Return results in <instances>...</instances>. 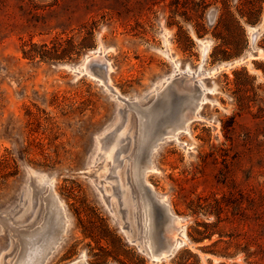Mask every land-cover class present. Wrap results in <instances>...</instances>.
Listing matches in <instances>:
<instances>
[{"label": "rangeland", "instance_id": "1", "mask_svg": "<svg viewBox=\"0 0 264 264\" xmlns=\"http://www.w3.org/2000/svg\"><path fill=\"white\" fill-rule=\"evenodd\" d=\"M204 1L206 33L199 37L191 2L184 8L178 0H0V264H22L58 227L46 180L68 223L45 264H119L116 252L103 249L174 264L173 257L155 263L146 254L170 237L200 264H264V252L225 259L209 252L224 247H211L217 235L201 243L188 236L196 221H217L199 208L206 199L247 205V196L264 193V118L254 116L264 108V3L260 22L245 24L243 54L214 60L223 1ZM226 1L235 11L238 0ZM58 41L63 46L52 52ZM236 70L252 100L241 113ZM234 115L227 132L224 122ZM144 176L180 218L182 232L158 209L144 208ZM231 211L218 229L248 230ZM257 243L264 251V236Z\"/></svg>", "mask_w": 264, "mask_h": 264}, {"label": "trees", "instance_id": "2", "mask_svg": "<svg viewBox=\"0 0 264 264\" xmlns=\"http://www.w3.org/2000/svg\"><path fill=\"white\" fill-rule=\"evenodd\" d=\"M223 1L222 11L214 25L213 36L216 40H220L219 45H215L213 48L212 57L214 60H231L233 58L240 57L248 45V36L245 24L256 25L260 22L264 0H238L235 11L232 10L226 0ZM193 3V10L196 15V34L199 37L205 36V27L201 22L202 15L205 9V1L194 2L193 0H178L177 4H181L184 8H188L189 3ZM94 23L88 28L87 32L89 38L93 34ZM264 43V39L262 40ZM63 46V42L58 41L53 47V51H58L59 47ZM264 46V44H263ZM50 49L47 50V54L50 53ZM246 74L248 72L246 70ZM264 74V69L262 70ZM236 76L233 81L237 94V103L240 113L251 108V99L249 90L246 88L245 83H242L239 79V75L242 71H234ZM259 113L254 114L255 118H264V108L259 106ZM239 115V114H238ZM236 124V116L227 118L224 122V128L227 132H232ZM247 141L251 139L250 135H246ZM200 201L202 198H199ZM247 205L242 203H235L230 201L226 197L213 198V202L205 200L206 205L199 204V208L205 211V214H214L217 217L216 222L196 221L188 228V236L196 243L204 242L205 240H213V237L217 235V239L213 241L211 247H217L223 244L224 247L221 250H210L213 255L230 259L236 257L240 252L246 254V260L257 257L260 255L261 246L257 243L258 239L264 236V193L259 196H247ZM232 207L231 214L233 217H239L241 221L245 223L248 230L243 232H223L218 229L219 223L227 221L229 218H222V214ZM200 209H193L192 214H197ZM253 226L257 227L253 230ZM107 240V237H104ZM110 244V243H109ZM252 244H256L260 247L261 251H251ZM109 248V247H108ZM107 253H115L116 259L119 264H148L146 258L141 257L136 252H127L123 249L107 250L103 249ZM203 250H208L204 248ZM174 264H200V258L192 251L180 250L172 258ZM224 264V263H221Z\"/></svg>", "mask_w": 264, "mask_h": 264}, {"label": "bare ground", "instance_id": "3", "mask_svg": "<svg viewBox=\"0 0 264 264\" xmlns=\"http://www.w3.org/2000/svg\"><path fill=\"white\" fill-rule=\"evenodd\" d=\"M259 37V35L257 34V33H253V35H252V39L254 40V38L255 39H257ZM209 43V42H208ZM205 46V45H204ZM209 48H210V45H208V47H207V49H206V51L208 52L209 51ZM204 51V50H203ZM264 52V51H263ZM207 54V53H206ZM102 56V55H101ZM99 57H100V55H99ZM103 57V56H102ZM104 60V59H103ZM238 63V62H237ZM90 65V64H89ZM89 65H88V68H89ZM100 65V64H99ZM102 65H104V64H102ZM106 65V64H105ZM85 66H87V65H85ZM93 66V65H92ZM91 67V66H90ZM106 67V66H105ZM111 67V66H110ZM109 67V68H110ZM97 68V67H96ZM107 68V67H106ZM112 68V67H111ZM110 68V69H111ZM88 70V69H87ZM90 70V69H89ZM98 70V69H97ZM103 70H104V68H103ZM99 71V70H98ZM105 72H106V70H104ZM99 72H101V71H99ZM103 72V71H102ZM107 73H108V71H107ZM202 74V73H201ZM200 74V75H201ZM109 75V74H108ZM180 75H183V74H180ZM179 75V76H180ZM188 75V74H187ZM189 77V76H188ZM190 77H192V75L190 76ZM199 77V76H198ZM109 78V77H108ZM187 78V77H186ZM172 79V78H171ZM177 79H179V78H177ZM182 79V78H181ZM195 79H196V76H195ZM102 80V79H101ZM110 80V79H109ZM184 80L186 81V79L184 78ZM191 80V79H190ZM103 81V80H102ZM180 81V80H179ZM184 81V82H185ZM195 81V80H194ZM174 82V81H173ZM188 82V81H187ZM192 82V81H191ZM108 83V82H107ZM182 84V83H181ZM188 83H186V85H187ZM197 85V84H196ZM195 85V86H196ZM164 87H165V85H163ZM189 86V85H188ZM162 90L164 89V88H161ZM201 89V88H200ZM161 90V91H162ZM160 91V92H161ZM164 92V91H163ZM200 92V91H199ZM116 93V92H115ZM190 93H191V91H190ZM193 93V92H192ZM119 94V93H118ZM194 94V93H193ZM120 95V94H119ZM181 95H179L178 94V97H180ZM196 96V95H195ZM181 98V97H180ZM201 98V97H200ZM196 99V98H195ZM199 99V98H198ZM192 100H194V99H192ZM177 102L178 101H180V99L178 98V100H176ZM197 101V100H196ZM180 103V102H179ZM135 104V103H134ZM131 105H132V103H131ZM136 105V104H135ZM174 106V105H173ZM138 107V106H137ZM169 107V106H168ZM171 107V106H170ZM182 107V106H181ZM144 108V107H143ZM184 108H186V106L184 107ZM191 108V107H190ZM193 108V107H192ZM191 108V109H192ZM146 109V108H145ZM164 109V107L162 108V110ZM168 109V108H167ZM172 109H174V108H172ZM178 109H180L179 108V106H178ZM169 110H171V109H169ZM187 110H190L189 108H187ZM186 110V111H187ZM193 110H194V108H193ZM135 111H138V110H135ZM174 111V110H173ZM185 111V110H184ZM164 112V111H163ZM170 112L171 111H169L168 113L170 114ZM176 112V111H175ZM182 112V111H181ZM194 112V111H193ZM166 113V112H165ZM178 113V112H177ZM164 114V113H163ZM149 115H150V113H149ZM152 115V114H151ZM166 115V114H165ZM174 115H176V113L174 114ZM178 115H179V113H178ZM181 115V114H180ZM179 115V116H180ZM188 115V114H187ZM191 115V114H190ZM166 116H168V115H166ZM179 116L177 117L178 119H179ZM182 117H183V115H181ZM163 117V116H162ZM172 117V116H171ZM141 119H142V117H141ZM164 120V119H163ZM182 120H184V119H182ZM162 121V120H161ZM188 121V120H187ZM186 121V122H187ZM165 123V122H164ZM180 125V124H179ZM170 126V125H169ZM169 128H171V127H169ZM174 128H175V126H174ZM174 128H173V130H174ZM177 129H178V131H179V129H182V127H180V128H178V126H177ZM177 129L175 128V132H177ZM162 131H163V129H162ZM170 131V130H169ZM155 133V132H154ZM167 133V132H166ZM168 135H170L171 134V132L169 133H167ZM152 135V134H151ZM154 135V134H153ZM144 136H145V134H144ZM148 136V135H147ZM148 138V137H147ZM149 139V138H148ZM142 141V140H141ZM148 141H150V140H148ZM150 143V142H149ZM155 145H156V143L154 144H152V145H150V147H149V152L151 153L152 152V150L155 148ZM144 146V145H143ZM147 161V160H146ZM150 161V160H149ZM146 163V162H145ZM147 164H149V162H147ZM147 166V165H146ZM145 166V167H146ZM147 169L148 170H155V167L152 165L151 166V163H150V166H148L147 167ZM140 179H141V182H142V185L144 186V187H148L152 192H154L155 193V191H154V187L151 185V183L148 181V179H147V176H144V177H140ZM44 184H49V186H50V192H49V194H50V201H51V208H53V216L55 217V219H56V221H58V223H59V225H58V227L55 229V228H52V230H49L47 233H46V236L48 237V240L46 241V243L43 245V246H37L36 247V249L35 250H30L29 251V253L28 254H30V256H32L31 258H33L34 257V259H33V261H30V256L28 257V258H26L25 260H24V262L22 263V264H45L46 263V261L50 258V256L52 255V252L55 250V248L57 247V245L59 244V242L61 241V239L63 238V236H64V233H65V231H66V228H67V223H68V220H67V218H66V214H65V211H64V208H63V205H62V203L60 202V200H59V198H58V196H57V194H56V192L54 191V188H53V186H52V184L50 183V181H44ZM156 194V193H155ZM156 197H157V199H158V201L161 203V204H163L164 206H166L167 207V209H169L168 211H169V216H170V222H171V225H172V227L171 228H173V227H175L174 229L175 230H177L178 232H182L183 231V225H180L181 224V221H180V218L177 216V215H175L174 213H173V211H172V209H171V206H170V204L166 201V199H162V198H160L159 196H158V194L156 195ZM144 201V203H143V206H144V208L146 209V210H148L149 209V205L148 204H146V201H145V199L143 200ZM144 209V210H145ZM150 209H152V208H150ZM52 210V209H51ZM152 211H153V209H152ZM160 212V211H159ZM157 213V212H156ZM153 215V214H152ZM151 215V216H152ZM159 217H161V215H158ZM157 216V217H158ZM54 219V220H55ZM163 219V218H162ZM53 220V219H52ZM55 222V221H54ZM57 223V222H56ZM47 228V227H46ZM171 231H173V230H171ZM146 232H148V234H149V228L147 227V229H146ZM44 233V234H45ZM151 233V232H150ZM163 233V232H162ZM167 232H165V234H166ZM178 234V233H177ZM179 235V234H178ZM166 236H167V234H166ZM172 236V235H171ZM168 237H170L169 235H168ZM167 237V238H168ZM171 239H172V245L175 247V249L176 248H178L179 247V244H178V241L175 239V238H172V237H170ZM178 238V237H177ZM32 240V239H31ZM30 240V242H32ZM167 240H169V239H167ZM34 243V242H33ZM30 246V245H29ZM26 248H27V246H26ZM25 248V249H26ZM24 249V250H25ZM23 250V251H24ZM178 251V250H177ZM26 252H27V250H26ZM27 254V255H28ZM146 254L148 255V253L146 252ZM26 255V254H25ZM74 264H88L87 262H86V260L85 259H79V260H77Z\"/></svg>", "mask_w": 264, "mask_h": 264}, {"label": "water", "instance_id": "4", "mask_svg": "<svg viewBox=\"0 0 264 264\" xmlns=\"http://www.w3.org/2000/svg\"><path fill=\"white\" fill-rule=\"evenodd\" d=\"M141 173H143V171ZM141 187L143 190V197L146 201V204L161 211L171 226L170 216H169V211H168L169 209H167L166 206H164L158 201L156 197L157 194H155L156 192L154 193L148 187H144L142 183H141ZM147 253H148V257L153 262L158 263V262L166 260L167 258L174 257L175 254L177 253V250L175 249V247L172 245L171 242H166L162 248L154 250V251H148Z\"/></svg>", "mask_w": 264, "mask_h": 264}]
</instances>
